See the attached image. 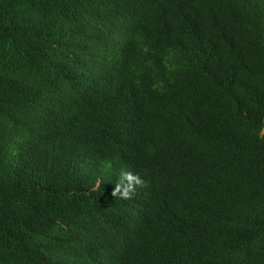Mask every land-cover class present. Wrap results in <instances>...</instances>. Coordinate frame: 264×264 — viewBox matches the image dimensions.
<instances>
[{
	"label": "trees",
	"instance_id": "obj_1",
	"mask_svg": "<svg viewBox=\"0 0 264 264\" xmlns=\"http://www.w3.org/2000/svg\"><path fill=\"white\" fill-rule=\"evenodd\" d=\"M0 263L264 264V0H0Z\"/></svg>",
	"mask_w": 264,
	"mask_h": 264
},
{
	"label": "clouds",
	"instance_id": "obj_2",
	"mask_svg": "<svg viewBox=\"0 0 264 264\" xmlns=\"http://www.w3.org/2000/svg\"><path fill=\"white\" fill-rule=\"evenodd\" d=\"M143 183L144 180L139 173L124 170L120 173V181L116 183L113 195L119 194L123 198H130L135 191L136 186L142 185Z\"/></svg>",
	"mask_w": 264,
	"mask_h": 264
}]
</instances>
